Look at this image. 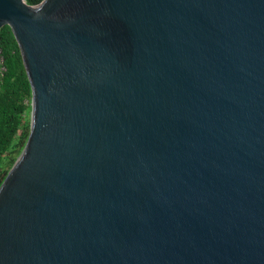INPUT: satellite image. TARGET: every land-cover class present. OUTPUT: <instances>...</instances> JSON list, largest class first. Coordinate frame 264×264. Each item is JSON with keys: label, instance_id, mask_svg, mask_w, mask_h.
Instances as JSON below:
<instances>
[{"label": "water", "instance_id": "water-1", "mask_svg": "<svg viewBox=\"0 0 264 264\" xmlns=\"http://www.w3.org/2000/svg\"><path fill=\"white\" fill-rule=\"evenodd\" d=\"M32 88L0 264H264V0H0Z\"/></svg>", "mask_w": 264, "mask_h": 264}, {"label": "trees", "instance_id": "trees-1", "mask_svg": "<svg viewBox=\"0 0 264 264\" xmlns=\"http://www.w3.org/2000/svg\"><path fill=\"white\" fill-rule=\"evenodd\" d=\"M38 4L42 0H26ZM5 70L0 88V186L30 135L32 88L19 44L9 25L0 32Z\"/></svg>", "mask_w": 264, "mask_h": 264}, {"label": "built area", "instance_id": "built-area-1", "mask_svg": "<svg viewBox=\"0 0 264 264\" xmlns=\"http://www.w3.org/2000/svg\"><path fill=\"white\" fill-rule=\"evenodd\" d=\"M4 70H5V67L3 65V58L1 56V49H0V88H1V81H2Z\"/></svg>", "mask_w": 264, "mask_h": 264}]
</instances>
